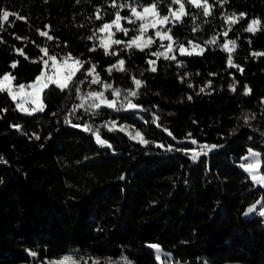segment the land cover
Segmentation results:
<instances>
[{"label": "trees", "instance_id": "16d2710c", "mask_svg": "<svg viewBox=\"0 0 264 264\" xmlns=\"http://www.w3.org/2000/svg\"><path fill=\"white\" fill-rule=\"evenodd\" d=\"M154 2L140 0V5ZM169 2L160 4V12L168 10ZM109 4L111 0H0V10L17 14L0 31V75L8 71L16 83L32 80L43 63L31 61L43 56L40 47H47L58 59L71 53L91 61L104 82L121 90L135 88L133 76L144 81L133 98L141 110L104 107L88 114L78 108L70 116L74 124L98 129L111 147L64 122L73 105L80 104L76 85L85 79L82 72L70 88L51 85L42 93L43 112H22L7 92L0 93V264H39L69 248L82 264H124L125 258L132 264H158L150 241L184 264H264L259 206L244 215L253 199L264 200V186L254 184L240 167L246 151L255 148L264 174V0L214 3L207 23L198 14L196 33L186 17L172 34L205 51L181 56L174 48L175 60L151 55L163 51L159 41L144 52L112 45L110 51L118 55L106 56L97 34L93 40L87 37L114 18ZM96 6H102V20L95 19ZM222 13L246 15L229 30ZM120 14L130 12L125 8ZM252 19L260 21V30L244 31ZM38 29L54 39L40 36ZM133 33L117 32L114 38L127 41ZM213 36L215 45H205ZM228 40L238 45L233 63L243 71L228 65L229 53L220 47ZM94 45L97 50L88 51ZM118 59L125 60L127 71L109 75L105 69ZM148 60L156 61L157 71L149 70ZM13 62L17 67H11ZM245 85L249 95H244ZM80 87L82 93L101 90L88 82ZM105 93L112 98L110 90ZM253 115L245 123L244 117ZM154 116L159 117L156 123ZM107 118L127 122L149 143L119 128L109 131L102 124ZM169 145L173 150H167ZM200 145L218 147L193 160Z\"/></svg>", "mask_w": 264, "mask_h": 264}, {"label": "snow or ice", "instance_id": "6c2138e0", "mask_svg": "<svg viewBox=\"0 0 264 264\" xmlns=\"http://www.w3.org/2000/svg\"><path fill=\"white\" fill-rule=\"evenodd\" d=\"M164 0H155L154 3L143 6L142 10L140 7V0H128V2H120L118 3L117 0H111V4L108 7L115 9L114 18L110 22H104L98 29H96L92 35L87 37L88 40H93L96 37V34L104 33L107 34V39H100L99 47L104 50V54L108 55H118L117 52L110 51L112 45H121L123 50L131 51L132 49H137L141 52H144L146 49L152 47L153 44H156L159 41V48L165 49L164 51H157L151 53L152 56H155L157 59L163 57L166 60H175L176 57L172 55L174 48L178 49L181 56H191V55H203L205 48L201 47L200 45L196 44L193 40H188L186 43L180 42L174 37L173 28H175L178 24H183L184 19L186 17H190L191 20L194 22V26L192 27V32L196 33L200 30V25L195 23L198 19V14H202L205 18V23H207V18L212 16L213 6L214 3L223 5L227 2V0H213V3H210L209 0H170L168 3V14L161 15L159 11V6L163 3ZM77 3H80V0H77ZM178 6V7H177ZM125 8L128 9L130 15L127 17L121 16V11ZM188 8H194L197 11L195 13L190 12ZM102 13V6H96L94 9V16L96 20H102L104 17L101 15ZM16 13H10L8 10H0V31H3L4 24L9 22L10 16H16ZM245 13H222V17L224 22L229 26V30H231L232 25H236L245 17ZM18 19H25L24 17H18ZM125 21L129 25H138L133 28L125 27L121 22ZM260 21L258 19H252L244 31L249 33H255L259 28ZM46 28H50V26L46 25ZM114 29V31H113ZM149 29L154 31V36L149 35ZM135 30L136 35L132 36L131 39L127 41H122L119 39H115L114 36L117 32L123 33L125 36ZM39 35L42 37H46L47 40H53L54 38L49 35L46 31L37 30ZM224 36L228 35V32L225 31L223 33ZM20 39V37H17ZM167 41L168 43L165 44L164 42ZM216 37L213 36L210 40L204 41L205 45H215ZM221 50L227 51L228 55V65L229 67H236L239 68L240 71H243L239 65H235L233 63V51L238 47L235 40H228L223 45H220ZM191 49V50H189ZM40 52L43 53V56L39 58V60H32V63H39L42 61L44 68H42L41 72L35 77V80L31 83L24 84L19 83L16 85L15 89L13 88L12 82L16 80L15 76H12L10 73H5L2 77H0V93L7 92L10 98L15 102L19 97V102L16 103L17 109L22 112H25L29 115L36 113V112H43L44 111V104L41 100L42 93L48 89L51 85H55L61 91H64L72 86L74 83L77 74L83 73L85 79L81 80L79 84L76 85V94L77 97L80 99L79 105H73L72 109L69 111V115H66L64 118L65 124H69L74 128H81L83 131L91 132L98 144L107 145L111 147L110 144L106 140H103L100 136V132L98 129H93L90 124H74L70 119L71 115H74L78 108H84L85 111H96L101 108H108L113 109L117 112L119 111H136L141 110L142 106L133 102V98L139 96L140 89L144 85V81L142 79H137L135 76L132 77L133 83L135 85L134 89H127L121 90L120 88L114 87L111 83L104 82L100 78V74L96 71L97 65L92 64L91 61H85L78 57L72 56L71 53L67 54L63 57H58L57 55L50 54V50L47 47H40ZM96 46L94 45L92 48L88 49V51H96ZM20 55L25 56V59H30L26 56L22 49L16 50ZM255 55V54H254ZM264 55V53H261ZM46 57V59H45ZM49 62H51V68L54 70L53 75H49L45 69L49 67ZM147 63L149 64V70L152 72L157 71L155 66V60H148ZM91 64L90 67H87L85 70V65ZM125 60L118 59L115 64L108 66L105 71L112 74L113 70L119 72H126L127 69L125 67ZM12 68L17 67V62H13L11 65ZM89 77L91 79L89 80ZM88 82L91 85H100V91H88L87 93H82L80 85ZM210 83V82H209ZM191 86V85H190ZM229 88L232 91L236 90V85L231 84ZM25 89H29V91H25ZM111 91L112 99H108L105 96V92ZM201 92H204V88L200 89ZM251 93V89L248 85L244 86V95H249ZM121 96L123 97L121 99ZM189 100L192 99L191 96L188 97ZM117 101H119V106L117 107ZM31 103L34 105L30 109L24 107V104ZM264 102V100H262ZM85 103H87V107L85 108ZM6 111V110H4ZM254 118L245 116L244 121L248 123L249 119ZM159 120V117L154 116L153 122L156 123ZM112 127H109V131L116 130V121L110 122ZM159 127L160 125L157 124ZM17 129L20 128L18 125H14ZM120 131H124V126H119ZM164 131H168L166 128ZM168 135L171 136L172 133L168 132ZM191 137V134H188ZM39 139V136H36ZM133 139L139 138V142L142 144H147L149 141L143 139L139 132L136 133ZM175 139V137H173ZM196 143V141H192ZM158 147H164L163 145H158ZM218 147L217 145H200V152L193 151L191 158L196 160L197 157L204 151L214 149ZM167 150H173L172 146L169 145ZM248 155L242 157L243 160L251 161L247 164L242 163L240 165L244 171L248 172L251 176V179L261 185L264 186V174L259 172V157L260 153L255 152L253 149L249 148ZM187 154V153H186ZM3 161V157H0V162ZM123 179V177H121ZM261 205L259 214L264 216V200H257L255 204L249 206L245 211L244 215H248L256 211V206ZM151 248L156 250V259L159 261L163 258L165 261L170 259V256L167 254H162V250L160 249L159 245L153 244L150 245ZM30 255L35 257L37 255L36 252H31ZM71 257H64L58 262H52V264H66L67 261L71 260ZM72 264H79V261L72 260ZM93 264H99V261H93ZM124 264H132L131 261H128L126 258L124 260ZM179 264V262H177Z\"/></svg>", "mask_w": 264, "mask_h": 264}, {"label": "rangeland", "instance_id": "374dc122", "mask_svg": "<svg viewBox=\"0 0 264 264\" xmlns=\"http://www.w3.org/2000/svg\"><path fill=\"white\" fill-rule=\"evenodd\" d=\"M150 4H152V3H147V4H143V5H140V7H141V10H142V7L143 6H147V5H150ZM178 7V6H177ZM160 11V10H159ZM161 13V15H167L168 14V10L165 12V13H162V12H160ZM111 21V20H110ZM110 21H107V22H110ZM125 27H128V28H133V29H135V27H137L138 25H136V26H134V25H129V24H127L125 21H122L121 22ZM113 31H114V29H113ZM137 33H136V31L134 30V33L131 35V37L132 36H134V35H136ZM148 34L149 35H152V36H154V31L152 30V29H149V32H148ZM116 38V37H115ZM97 43H99V41H100V39H107V34H106V32H104V33H97ZM165 44H167L168 42L167 41H165L164 42ZM165 49H163V51H164ZM178 50V49H177ZM189 50H191V49H189ZM59 60V59H58ZM42 68H44V65H43V67ZM42 70V69H41ZM46 70V72L49 74V75H53L54 74V70L51 68V62H49V67L47 68V69H45ZM41 72V71H40ZM39 72V73H40ZM5 73H9L8 71H6V72H3L1 75H0V77H2ZM38 73V74H39ZM11 74V73H10ZM38 74H36V76L38 75ZM12 75V74H11ZM13 76V75H12ZM35 76V77H36ZM35 77L32 79V80H30V81H27V82H19V83H24V84H28V83H31V82H33L34 80H35ZM19 83H16V82H12V84H13V88L15 89V87H16V85H18ZM25 91H29V89H25ZM85 93V92H84ZM87 93V92H86ZM105 96L108 98V99H112V98H110V97H108V95L105 93ZM122 99V98H121ZM41 100H42V95H41ZM19 102V97L17 98V101H15V104L16 103H18ZM42 103H43V100H42ZM34 105H32L30 102L29 103H26V104H24V107H27V108H31V107H33ZM88 105H87V103L85 104V108L87 107ZM119 106V101H117V107ZM88 112V114H91L93 111H87ZM109 118H107V119H105L103 122H102V124H104V125H106V126H109V127H112V125H111V121H116V125H117V127L116 128H119V126L120 125H123L124 126V130L126 131V132H128L132 137H134L135 135H136V133L137 132H139L140 134H141V136H142V132L140 131V130H138V129H135V128H133L132 126H130L127 122H124V121H119V120H117V119H115V118H111L110 120H108ZM143 137V136H142ZM136 139H139V138H136ZM144 139V138H143ZM251 149H253L255 152H258L259 153V151L257 150V149H255V148H251ZM248 155V151H246V153H245V155H244V157L245 156H247ZM242 162H244V164H247V163H249V162H251V161H248V160H243L242 159ZM259 163H260V157H259ZM259 170V169H258ZM259 172L261 173V174H263L260 170H259ZM248 173V172H247ZM248 175H249V173H248ZM249 177H250V179H251V176L249 175ZM252 180V179H251ZM253 181V180H252ZM253 183L254 184H257V183H255L254 181H253ZM257 200H261V197L260 196H258V197H256L255 199H253L251 202H250V204H248V206L246 207V210H247V208L249 207V206H251V205H253V204H255V202L257 201ZM257 206H259V208H261V205H257ZM256 206V207H257ZM262 219H263V222H264V216H262ZM150 245H153V244H156V245H159V243L158 242H156V241H150V242H148ZM160 246V245H159ZM160 249L162 250V254H167V251H165V250H163L161 247H160ZM154 251H155V254H156V250L154 249ZM71 257L72 259L71 260H69V261H67L66 262V264H72V260H76V261H79V264H82L81 263V261H80V259L79 258H77L76 257V255H75V252L72 250V248H69L67 251H65L62 255H60V256H54V257H48V258H46V261H40L39 262V264H51L52 262H58V261H60L62 258H64V257ZM177 262H179V264H184V262L183 261H181V260H179V259H172V258H170V259H168L167 261H165L164 260V258H163V255H162V258H161V260H159L158 261V264H177Z\"/></svg>", "mask_w": 264, "mask_h": 264}, {"label": "built area", "instance_id": "2783aa9c", "mask_svg": "<svg viewBox=\"0 0 264 264\" xmlns=\"http://www.w3.org/2000/svg\"><path fill=\"white\" fill-rule=\"evenodd\" d=\"M256 209H258V208H256Z\"/></svg>", "mask_w": 264, "mask_h": 264}]
</instances>
